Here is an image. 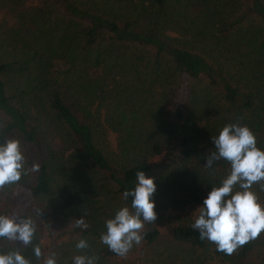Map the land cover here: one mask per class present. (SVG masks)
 <instances>
[{
	"label": "trees",
	"instance_id": "obj_1",
	"mask_svg": "<svg viewBox=\"0 0 264 264\" xmlns=\"http://www.w3.org/2000/svg\"><path fill=\"white\" fill-rule=\"evenodd\" d=\"M231 123L264 149V0H0V142L18 139L25 156L20 180L0 189L15 188L16 220L49 199L35 264L66 237L71 257L95 264H140L162 237L158 264H264V230L225 254L192 217L168 214L197 208L228 173L223 159L203 165L210 137ZM139 170L157 172V219L120 256L100 234L130 206L122 193Z\"/></svg>",
	"mask_w": 264,
	"mask_h": 264
},
{
	"label": "clouds",
	"instance_id": "obj_2",
	"mask_svg": "<svg viewBox=\"0 0 264 264\" xmlns=\"http://www.w3.org/2000/svg\"><path fill=\"white\" fill-rule=\"evenodd\" d=\"M210 139L213 150L208 152L203 166L211 168L215 161L223 159L228 162L229 171L216 186L206 191L191 226L198 231L201 240L214 243L217 251L231 254L264 230V205L252 190L254 184L264 190V149L257 146L251 129L238 123L225 124ZM32 168L38 165L33 164ZM24 171L25 156L20 141L10 138L0 142V187L18 182ZM155 191L154 178L137 171L134 186L122 193L130 206L119 207L105 220L100 242L120 256L133 244H138L144 224L157 219ZM76 225L88 227L82 217L76 219ZM34 233L31 218L16 220L0 213V237L29 245ZM75 247L83 250L89 245L80 239ZM33 254L41 258L39 246H33ZM96 259L95 256L75 255L72 264H95ZM0 264H31V261L19 251H9L0 252ZM44 264H57L55 253L49 254Z\"/></svg>",
	"mask_w": 264,
	"mask_h": 264
},
{
	"label": "rangeland",
	"instance_id": "obj_3",
	"mask_svg": "<svg viewBox=\"0 0 264 264\" xmlns=\"http://www.w3.org/2000/svg\"><path fill=\"white\" fill-rule=\"evenodd\" d=\"M167 34L172 38H178V36L175 33L168 32ZM112 146H114V144H112ZM156 173L157 172H153L151 174V177H154ZM15 196H16L15 188H13L12 191L0 189V202L3 205L0 213L9 216V209H10L9 205H11L12 203H14V201H16ZM10 199L12 200L11 203H10ZM48 200H49L48 198L37 199L34 203L31 204V206L28 209V212L26 213V216L33 220L35 227V233L32 242L29 245H23L19 241L7 239L5 242L6 252L19 251L22 255H24L27 259L31 261V264H35V262L38 263V261H36L37 258L33 254V246H39V248L41 249V246L43 245V239L41 238L42 222L40 221L39 213L46 210L47 207L48 208L50 207V202H48ZM108 210L110 209L108 208ZM110 211L113 213V210ZM198 212H199L198 208H194V209L185 208L181 211L178 210V211L169 212L168 214H171L170 216H181V214L187 215L192 217V221L194 222L196 216L198 215ZM160 222L162 224H165L166 221L162 219ZM62 228L64 229L65 227ZM77 236H79V234L76 233L73 237L76 238ZM72 245L73 242H70V239L67 237L65 239L59 240L57 247L55 248V255L58 260H61V263L63 264L70 263L72 258L71 253L73 252ZM166 248H167V244L164 240V237H162L154 247L146 251L144 257H141L140 264H158L157 261L159 260L161 253H163V251Z\"/></svg>",
	"mask_w": 264,
	"mask_h": 264
}]
</instances>
